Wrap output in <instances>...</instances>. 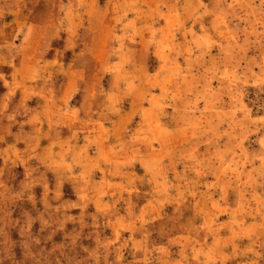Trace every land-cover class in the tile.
<instances>
[{
  "label": "rangeland",
  "instance_id": "374dc122",
  "mask_svg": "<svg viewBox=\"0 0 264 264\" xmlns=\"http://www.w3.org/2000/svg\"><path fill=\"white\" fill-rule=\"evenodd\" d=\"M0 264H264V0H0Z\"/></svg>",
  "mask_w": 264,
  "mask_h": 264
}]
</instances>
